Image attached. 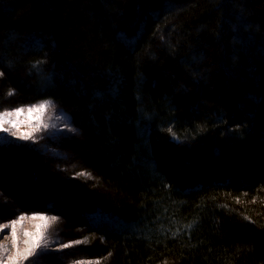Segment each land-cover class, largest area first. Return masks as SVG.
Returning a JSON list of instances; mask_svg holds the SVG:
<instances>
[{"label":"trees","instance_id":"16d2710c","mask_svg":"<svg viewBox=\"0 0 264 264\" xmlns=\"http://www.w3.org/2000/svg\"><path fill=\"white\" fill-rule=\"evenodd\" d=\"M0 73L72 129L0 146L20 264H264V0H0Z\"/></svg>","mask_w":264,"mask_h":264},{"label":"rangeland","instance_id":"374dc122","mask_svg":"<svg viewBox=\"0 0 264 264\" xmlns=\"http://www.w3.org/2000/svg\"><path fill=\"white\" fill-rule=\"evenodd\" d=\"M32 107L18 108L24 109L20 115L13 114L4 118L5 122L0 124V146L8 142L24 141L40 129L52 134L72 132L68 118L61 112L51 111L48 106L43 111L29 112L28 109ZM16 110L8 112L15 113ZM21 196L10 194L9 200L0 201V217H4L0 220V228L3 229L0 231V264H20L24 258L32 255L43 252L59 253L73 247L71 243H58L57 237L50 236L49 228H53L57 222L45 214H21L9 221L6 211L16 206L20 200L23 202ZM21 217L24 219L21 220ZM13 221H17L15 244L11 227ZM29 249L31 254H28Z\"/></svg>","mask_w":264,"mask_h":264},{"label":"snow or ice","instance_id":"6c2138e0","mask_svg":"<svg viewBox=\"0 0 264 264\" xmlns=\"http://www.w3.org/2000/svg\"><path fill=\"white\" fill-rule=\"evenodd\" d=\"M0 75H2V73H0ZM8 95H13V92L12 91H9ZM47 104H48V102H44V103H41L39 105H35L32 108L28 109V111L29 112H32V111H43L46 108ZM23 111H24V109H17L15 111V113H11V112L0 113V124H2V123L5 122V119H4L5 117L11 116L13 114L20 115ZM22 138H27V137H22ZM39 218L40 219H45L44 217H39ZM20 219L23 220L24 218L21 217ZM54 219L55 218H53V220ZM16 223H17V221H13V223L11 225V227H12V236H13V242H14V244H15V241H16V232H15V225H16ZM4 227H7V226H4ZM2 230L3 229L0 228V231H2ZM25 235H28V233H25ZM28 254H31V249L28 250Z\"/></svg>","mask_w":264,"mask_h":264}]
</instances>
